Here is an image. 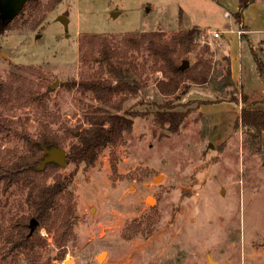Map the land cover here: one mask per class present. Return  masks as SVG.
I'll use <instances>...</instances> for the list:
<instances>
[{"label":"rangeland","instance_id":"374dc122","mask_svg":"<svg viewBox=\"0 0 264 264\" xmlns=\"http://www.w3.org/2000/svg\"><path fill=\"white\" fill-rule=\"evenodd\" d=\"M48 2L27 7L1 37L0 78L29 90L0 99V166L26 153L27 141L47 128L63 137L73 132L63 146L68 154L96 107L133 124L95 164L60 166L74 174L58 209L76 213L62 259L48 227L40 230L47 241L34 249L7 239L30 207L27 187L0 181V264H264V133L241 121L243 108L264 109V67L254 56L264 63V0L242 12L251 42L243 38L247 30L239 34L240 0ZM148 32L193 33L196 49L181 61L209 59L210 80L163 95L156 85L163 74L150 54L122 48L119 58L138 68L136 91L115 93L107 104L78 87L109 75L99 46L89 53L84 35L119 43L125 34ZM165 104L185 113L177 131L157 119Z\"/></svg>","mask_w":264,"mask_h":264},{"label":"trees","instance_id":"16d2710c","mask_svg":"<svg viewBox=\"0 0 264 264\" xmlns=\"http://www.w3.org/2000/svg\"><path fill=\"white\" fill-rule=\"evenodd\" d=\"M61 0H49L48 6H55ZM255 0H240L239 11L236 14L237 20L242 23V12ZM39 0H28L18 14L9 21L3 22L0 17V51L2 47L1 37L11 28L12 23L19 16L23 15L27 7L38 6ZM83 43L88 44L91 54L96 48L99 50V61L102 66L106 65L108 76L101 75L90 80H81L78 87L85 92H91L94 97L104 103H111L112 95L124 91H136L139 84L137 66L129 60L120 59L122 48L129 50H146L154 60L155 69L161 71L163 77L158 79L156 85L163 95H175L187 82L198 84L207 83L210 80L212 63L203 56L197 61L183 67V55L196 49L197 42L193 33L176 32L167 38L162 32L130 33L122 36L119 43H112L109 37L99 34H87L83 36ZM257 57V56H256ZM259 67L263 68L264 63L257 57ZM27 84L14 86V82L5 81L0 78V99L10 96L12 92H24ZM29 90V89H27ZM166 110L157 118L160 121H168L171 130L177 131L180 121L185 113L171 111L168 104ZM86 121L88 126L83 128L77 142H71L67 161H74L77 164L85 162L93 165L99 153L110 145H115L122 139L126 131H130L133 121L126 115L110 113L101 107H96L89 113ZM241 121L256 134L264 133V109H250L245 107L241 112ZM73 135L60 136L51 132L48 128L41 132L36 139L27 141L28 151L20 154L14 160L5 161L0 166V181L6 187L13 185L27 187L26 202L30 212L26 215L15 218L14 233L8 236L16 247L34 249L43 245L47 239L40 235L43 227L54 231V242L62 251L60 258H64L66 244L73 236V226L76 213L72 206L66 210L58 209L60 199L67 191L71 175L59 172L60 166L55 162L48 163L44 169H39L41 160L46 155L44 147H62L64 142ZM52 176V181L48 182ZM57 211V214H54ZM56 213V212H55ZM37 220V226L31 231V219ZM48 264V263H47Z\"/></svg>","mask_w":264,"mask_h":264},{"label":"water","instance_id":"95a60500","mask_svg":"<svg viewBox=\"0 0 264 264\" xmlns=\"http://www.w3.org/2000/svg\"><path fill=\"white\" fill-rule=\"evenodd\" d=\"M28 0H0V17L3 22L12 20L19 12V10L22 8V6L27 2ZM118 12L113 13V16H116ZM60 19L62 22L67 25V18L66 16H60ZM189 66V61L184 60L183 61V67H188ZM58 82H56L52 87L54 88L57 85ZM44 150L46 152V155L44 158L41 160L39 164V169H44L45 166L50 163V162H55L59 166L64 167L67 163V152L64 148L62 147H44ZM161 175L158 174L156 176V180L160 177ZM37 225V220L35 218L31 219L30 222V227L31 231L35 228ZM104 253L99 256V259L103 257ZM212 264L214 262H211Z\"/></svg>","mask_w":264,"mask_h":264},{"label":"crops","instance_id":"0c3cea01","mask_svg":"<svg viewBox=\"0 0 264 264\" xmlns=\"http://www.w3.org/2000/svg\"><path fill=\"white\" fill-rule=\"evenodd\" d=\"M239 29L240 28H246L245 30H247V34H245L244 36H243V38L245 37L247 40H249L250 42H251V39H250V33H252V31H251V28L245 23V21L243 20L242 21V23H240L239 22ZM238 29V30H239ZM238 30H237V33H238ZM219 32V31H218ZM221 35V34H220ZM239 35V34H238ZM220 37V36H219ZM218 38V37H217ZM240 38V37H239ZM243 38L241 39H239V40H243ZM260 42H263V47H262V52H263V54H264V38L263 39H260V40H258V44L260 43ZM224 44V46H225V43H223ZM252 45V44H251ZM254 56H257V53H255V55ZM258 57V56H257ZM258 58H261V57H258ZM228 60V61H227ZM226 61H227V67H228V71L227 72H229L230 73V65H231V59L229 58V59H227ZM261 60H262V58H261ZM263 61V60H262Z\"/></svg>","mask_w":264,"mask_h":264},{"label":"built area","instance_id":"2783aa9c","mask_svg":"<svg viewBox=\"0 0 264 264\" xmlns=\"http://www.w3.org/2000/svg\"><path fill=\"white\" fill-rule=\"evenodd\" d=\"M243 31H245V29H244V28H240V30H239V34H241ZM213 35H214L215 37H219V36H220V32L215 31V32L213 33Z\"/></svg>","mask_w":264,"mask_h":264}]
</instances>
